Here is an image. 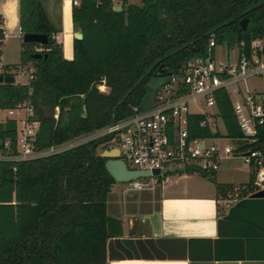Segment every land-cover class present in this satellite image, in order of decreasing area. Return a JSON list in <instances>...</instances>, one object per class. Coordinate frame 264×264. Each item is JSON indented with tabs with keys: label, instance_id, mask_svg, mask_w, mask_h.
I'll return each instance as SVG.
<instances>
[{
	"label": "trees",
	"instance_id": "trees-1",
	"mask_svg": "<svg viewBox=\"0 0 264 264\" xmlns=\"http://www.w3.org/2000/svg\"><path fill=\"white\" fill-rule=\"evenodd\" d=\"M120 1L119 11L113 10V0L72 1V23L83 36L73 39V57L66 59L42 0H18L21 37L45 33L48 41L40 57H33L38 43L21 41L20 66L30 64L33 78L0 83V110L33 106L39 120L36 149L129 115L150 78L204 56L210 37L217 46L243 43L249 48L254 39L264 42V0ZM2 39L0 29V58ZM0 67L1 75H13L10 65ZM102 80L108 92L98 90ZM215 100L226 135L241 136L227 92L218 90ZM202 118L188 116L190 137L217 134L200 127ZM7 140L8 153H16L14 118L0 120V150ZM262 143L264 121L256 146ZM97 144L91 140L26 161L0 159V264H107L106 242L119 236L122 226L107 213V196L116 181L105 168L106 158L96 152ZM253 178L251 173L243 194L254 190ZM216 189L225 194L233 186L216 183Z\"/></svg>",
	"mask_w": 264,
	"mask_h": 264
},
{
	"label": "built area",
	"instance_id": "built-area-1",
	"mask_svg": "<svg viewBox=\"0 0 264 264\" xmlns=\"http://www.w3.org/2000/svg\"><path fill=\"white\" fill-rule=\"evenodd\" d=\"M77 3V0H74ZM0 29L3 31L1 24ZM264 42L261 38L251 41L249 48L243 43L231 46L215 44L214 38L208 40L204 56H194L175 72L163 69L159 75L168 76L154 97V105L142 110L139 105L131 107L129 115L114 120L110 124L69 140L59 145L36 149L34 142L39 128V120L34 108L27 103L3 112L16 120V153L9 154L10 142L3 143L0 159L26 161L60 152L87 141H100L102 149H115L118 158L127 168L147 170L149 175L127 181V189L150 188L151 184L167 181L172 174L199 172L212 174L218 171L226 158L240 159L254 175V191L264 188V143L256 146L258 127L264 121V90L250 88V78H264ZM222 50L223 58L217 57V48ZM35 51H43L42 45ZM23 73H17L22 76ZM15 78V75H13ZM33 78L28 72L27 83ZM100 92L109 88L102 80L97 84ZM224 89L231 101L233 114L241 132L239 137H228L221 117L217 113L215 93ZM201 99L208 111H191L189 103ZM16 114V115H15ZM203 116L199 125L208 127L216 135L190 137L188 116ZM54 118H58L55 107ZM106 137L105 140H102ZM226 143L219 145V140ZM101 149V150H102ZM158 170L157 174L153 171ZM141 178H150L141 182Z\"/></svg>",
	"mask_w": 264,
	"mask_h": 264
},
{
	"label": "crops",
	"instance_id": "crops-1",
	"mask_svg": "<svg viewBox=\"0 0 264 264\" xmlns=\"http://www.w3.org/2000/svg\"><path fill=\"white\" fill-rule=\"evenodd\" d=\"M72 1L42 0L66 59L72 58L73 34L80 31L71 20ZM18 7V0H0L3 39L12 27L21 36ZM236 160L224 159L218 171L205 176L209 180L191 183L193 175L181 174L171 182L170 177L160 186L135 190L132 206L121 200L112 214L107 210L122 226L121 234L106 242L107 264H264V197L241 192L252 172L243 162L234 165ZM216 183L233 190L219 194ZM115 184L109 194L118 199Z\"/></svg>",
	"mask_w": 264,
	"mask_h": 264
},
{
	"label": "rangeland",
	"instance_id": "rangeland-1",
	"mask_svg": "<svg viewBox=\"0 0 264 264\" xmlns=\"http://www.w3.org/2000/svg\"><path fill=\"white\" fill-rule=\"evenodd\" d=\"M115 3L120 5V2H118V0H114ZM9 36L5 37L3 39V43H2V47H1V61L3 64H7L10 65L11 68V72L13 73V75H15V79L16 81L19 82H24L26 81L28 72H30V70H32V68H30V64H28L27 66H20V50H21V41H22V37L19 35V31L15 29V27L11 28L10 31H8ZM217 57L218 58H223L224 56L222 55V50L218 47L217 48ZM15 65V66H14ZM3 69L0 67V72ZM22 72L23 75L22 76H17V73ZM248 85L250 88H257L260 91L264 90V78L263 77H258V78H250L248 80ZM190 106V110L191 111H200V110H205L208 111L209 108L206 107L205 103L203 102V100L198 99L197 103L195 102H190L189 103ZM16 115V114H15ZM5 118H7V116L5 115V113L0 110V120L3 121ZM106 137H103L102 140H105ZM98 144L96 146V152L99 154L101 153L104 149H102V143L97 141ZM224 143H226V140L222 139L218 141L219 145H223ZM102 149V150H101ZM236 163H234V165H240L242 164V161L240 160H236ZM229 171H226V175L228 174ZM231 172V171H230ZM186 174H191L192 179H190L191 183H197L200 180H203V178H206L209 180V178L205 177L206 175L209 174H204V173H199V172H192V173H186ZM180 176L179 174H172L171 175V182L174 180L175 177ZM150 178H141V182H149ZM149 184H153V183H149ZM157 186H160V181H158ZM156 184H154V186H156ZM113 192H115L116 196L118 197V199L115 197V195L113 194H109L107 196V210L108 213L112 214V211L115 209V207L117 205H119V207L122 205L121 200L124 203V206L127 204V207L132 206V195L135 193V190L127 189V182H116L115 187ZM117 200V201H116Z\"/></svg>",
	"mask_w": 264,
	"mask_h": 264
},
{
	"label": "water",
	"instance_id": "water-1",
	"mask_svg": "<svg viewBox=\"0 0 264 264\" xmlns=\"http://www.w3.org/2000/svg\"><path fill=\"white\" fill-rule=\"evenodd\" d=\"M120 9H121L120 5L113 7L114 11H119ZM246 21L247 19L244 18L240 21V24L244 27L246 25ZM82 36H83L82 32L80 31L75 32L73 34V39H81ZM22 41L38 43L39 45H46L48 41V37L45 33H24L22 35ZM41 55H42L41 52L36 51L33 54V57H40ZM161 73L163 74L164 71L162 70ZM167 80H168V76L159 75V74L150 78V80L146 83L145 95L139 104L142 110L149 109L154 105V97L157 89L161 85H163ZM14 81L15 78L13 75L0 74V83H14ZM100 156L106 158L105 168L116 182H127L133 178L149 175V171L147 170H132L127 168L126 164L117 157L118 152L115 149L103 150L100 153ZM153 173L157 174L158 170H154ZM250 197H264V188L253 191L250 194Z\"/></svg>",
	"mask_w": 264,
	"mask_h": 264
}]
</instances>
